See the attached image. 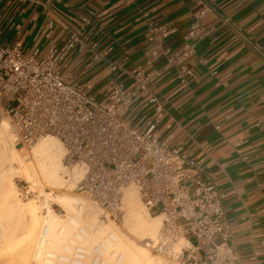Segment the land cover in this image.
I'll use <instances>...</instances> for the list:
<instances>
[{
  "label": "crops",
  "instance_id": "obj_1",
  "mask_svg": "<svg viewBox=\"0 0 264 264\" xmlns=\"http://www.w3.org/2000/svg\"><path fill=\"white\" fill-rule=\"evenodd\" d=\"M200 11L187 59L195 76L182 82L168 58ZM48 19L52 36L38 39ZM80 28L86 48L61 70L96 97L128 85L137 67L156 73L163 111L141 98L125 119L201 160L226 195L228 243L243 264H264V0H0V47L61 46Z\"/></svg>",
  "mask_w": 264,
  "mask_h": 264
},
{
  "label": "built area",
  "instance_id": "obj_2",
  "mask_svg": "<svg viewBox=\"0 0 264 264\" xmlns=\"http://www.w3.org/2000/svg\"><path fill=\"white\" fill-rule=\"evenodd\" d=\"M202 13L184 35V45L168 58L179 67L182 82L195 76L187 59L196 53L194 37L202 30ZM223 22L230 25L227 19ZM53 26L48 19L38 39L51 37ZM86 40L80 28L61 46L52 40L45 48L36 45L28 51L0 47V112L9 117L16 143L30 149L44 137L57 139L64 167L85 171L59 190L79 193L96 204L103 222L125 219V191L134 187L148 213L162 218L157 235L143 241L161 264H243L237 247L228 243L226 195L213 174L183 148L153 135L154 126L141 133L125 119L141 98L163 111L152 88L156 73L137 67L128 85L116 84L96 97L89 85L60 68L69 51L86 48ZM19 194L24 199L41 196L38 187L28 184ZM79 252L75 249L69 264ZM92 264L112 263L95 254Z\"/></svg>",
  "mask_w": 264,
  "mask_h": 264
},
{
  "label": "bare ground",
  "instance_id": "obj_3",
  "mask_svg": "<svg viewBox=\"0 0 264 264\" xmlns=\"http://www.w3.org/2000/svg\"><path fill=\"white\" fill-rule=\"evenodd\" d=\"M11 126L7 120L0 121V264H32V245L42 226H47L48 232L44 234L47 227L43 228L40 233L43 235L37 239L39 249L35 253L37 257H40L44 245L48 246H46L47 252L44 253L46 256L44 264L45 262L48 264L71 262L65 257L55 256V250L59 248V243L64 238L80 251L77 260L72 264H90L89 260L85 262L84 260L90 255L88 249H92L95 245H97L94 247L96 255H100L105 260L103 249L108 250L107 258L112 261V264H154V257L147 247L127 238L120 232L115 222L103 224L104 226L99 224L101 209L93 202L84 198L74 200L71 196H57L69 215V223L75 226L80 225L76 233L71 231L69 225L60 221L49 206V214L41 219L38 208L34 204L21 203L22 201L16 198L12 176L19 174L28 181H35L37 180L36 171H39L40 173H37L51 185L58 182L60 172L68 171L63 164V147L53 137H44L32 147L30 153L33 156L35 168L32 164L26 163L27 155L23 154V150L18 147L16 135L12 132ZM84 172L83 169L75 167L72 173L73 178H81ZM124 201L127 206L126 225L129 232L141 241L157 235L162 225V218L149 213L144 214L138 204L141 200L137 190L133 187L128 188L125 191ZM18 222H21V225ZM80 231H83L84 235ZM55 259H58V262Z\"/></svg>",
  "mask_w": 264,
  "mask_h": 264
},
{
  "label": "rangeland",
  "instance_id": "obj_4",
  "mask_svg": "<svg viewBox=\"0 0 264 264\" xmlns=\"http://www.w3.org/2000/svg\"><path fill=\"white\" fill-rule=\"evenodd\" d=\"M2 120H7L11 124L9 117L7 115L3 114L2 112H0V121H2ZM11 130L15 134L12 126H11ZM50 138H52V137H50ZM18 147L23 150V154L26 153L25 154V155H27V156H25L26 163H30V164H32L34 166V164H33V156L30 153L32 148L24 149L20 145H18ZM15 167H16V165H15ZM34 168H35V166H34ZM74 168L75 167L70 168V169H66L68 171L67 173H63V172L61 173L60 172V174L58 175V178H59L58 182H56L55 184H51V185L48 182H45L44 178H42L43 176L41 174H39L40 173L39 171H36L37 180H35V181H32V180L28 181L27 179L20 177L19 174H15L14 177L12 176V183H13V187L16 188L15 189L16 190V195H17L16 198H18L20 202L22 201L21 203L28 202V203L34 204L38 208L39 215L41 216V219H43L44 217H46L49 214V212H48V206H49L51 208V210H53V214L55 213L54 215L58 216L60 221H62L64 224H67V225L70 226V229H71V231L73 233L74 232L75 233L78 232L79 231L78 227L80 228V225L79 226H75V225L69 223V221H68V216L69 215L67 214V212L65 211V209L63 208L61 203L59 202V197H57V196H71L72 198H74V200H75V198H77L79 200L81 198H84V199L88 200L87 198L83 197L79 193L59 190L65 183H68V182L72 181V180L71 181L68 180L69 178L75 179V178H73V174H72ZM37 172H39V173H37ZM37 182H39V183H37ZM27 184L28 185H34V186L38 187V191H39L41 196L37 197V198H28V199H24L23 197H21L20 194H19L20 190H21L22 186L27 185ZM130 188H132V187H130ZM46 199L48 200V202H47ZM88 201H90V200H88ZM138 204H139L140 208L144 211V214H147L148 212L143 207V205L141 204L140 201H138ZM101 213H102V211H101ZM100 216H101V214H100ZM100 216H99V219H100L99 224H101L102 226H104L106 224H110L111 222H113V221H105V222H103L102 218ZM11 219H16V218H11ZM126 219H127V216L125 217V219L121 223H115L117 225L118 229L120 230V232L122 234H124L125 236H127V238H129L130 240H133L134 242H137L139 244L140 243L144 244L143 241H141L136 236H133L129 232V230L127 228V225H126ZM18 223L21 225V222H18ZM45 227H47V226H42L41 227V229L39 230V232H38V234L36 236V239H35V241H34V243L32 245V251H31L32 264H44V261H45L44 259L46 258L44 253L47 252V250H48L47 247L48 246L44 245L45 249L43 248V251H42L40 257L38 256L39 258L36 256L35 252L39 249L38 243H37L38 242L37 239L39 238L40 233L42 232L43 228H45ZM47 232H48V227H47ZM80 233L82 235H84L83 231L82 232L80 231ZM95 246H97V245H95ZM94 247L92 249H88V252H90V255L88 257H86L84 262L86 260H89L90 264H91V262L93 260V257L96 254V250L94 249ZM74 248L76 249L75 245L69 244V242L67 240H65V238H64V239H62V241H60L59 248L55 250V256H57L58 258L60 256H62V257H65L66 259H73V258H75V249ZM103 250H104L103 251V256L106 258V260L109 261V259L107 258L108 257L107 256L108 250L106 248H104ZM152 255L150 254L152 259L154 257V259H153V261L155 260L154 264H161L160 260L158 258H156L154 255L152 257ZM56 260L58 262V259H55V261ZM110 262L112 263V261H110ZM45 264H48V263L45 262Z\"/></svg>",
  "mask_w": 264,
  "mask_h": 264
}]
</instances>
